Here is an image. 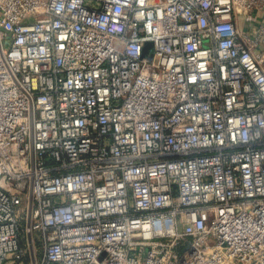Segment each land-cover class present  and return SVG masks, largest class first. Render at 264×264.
I'll use <instances>...</instances> for the list:
<instances>
[{
  "label": "built area",
  "instance_id": "1",
  "mask_svg": "<svg viewBox=\"0 0 264 264\" xmlns=\"http://www.w3.org/2000/svg\"><path fill=\"white\" fill-rule=\"evenodd\" d=\"M0 264H264V0H0Z\"/></svg>",
  "mask_w": 264,
  "mask_h": 264
},
{
  "label": "water",
  "instance_id": "2",
  "mask_svg": "<svg viewBox=\"0 0 264 264\" xmlns=\"http://www.w3.org/2000/svg\"><path fill=\"white\" fill-rule=\"evenodd\" d=\"M149 47H150V44H147V45H146V48H149Z\"/></svg>",
  "mask_w": 264,
  "mask_h": 264
},
{
  "label": "rangeland",
  "instance_id": "3",
  "mask_svg": "<svg viewBox=\"0 0 264 264\" xmlns=\"http://www.w3.org/2000/svg\"><path fill=\"white\" fill-rule=\"evenodd\" d=\"M148 59H151V57L149 56V54L147 55Z\"/></svg>",
  "mask_w": 264,
  "mask_h": 264
}]
</instances>
